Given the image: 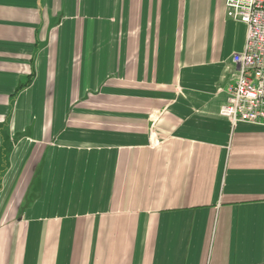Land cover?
<instances>
[{
	"label": "crops",
	"instance_id": "obj_1",
	"mask_svg": "<svg viewBox=\"0 0 264 264\" xmlns=\"http://www.w3.org/2000/svg\"><path fill=\"white\" fill-rule=\"evenodd\" d=\"M225 0H0V264H264V127L219 116Z\"/></svg>",
	"mask_w": 264,
	"mask_h": 264
},
{
	"label": "built area",
	"instance_id": "obj_2",
	"mask_svg": "<svg viewBox=\"0 0 264 264\" xmlns=\"http://www.w3.org/2000/svg\"><path fill=\"white\" fill-rule=\"evenodd\" d=\"M227 18L245 25L243 48L233 54V73L219 116L231 126L264 127V0H225Z\"/></svg>",
	"mask_w": 264,
	"mask_h": 264
}]
</instances>
